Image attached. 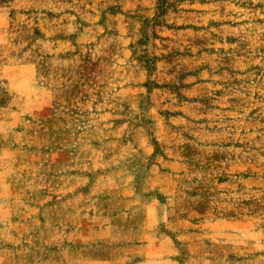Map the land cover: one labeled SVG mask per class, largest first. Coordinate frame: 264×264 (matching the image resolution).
<instances>
[{
	"label": "rangeland",
	"instance_id": "obj_1",
	"mask_svg": "<svg viewBox=\"0 0 264 264\" xmlns=\"http://www.w3.org/2000/svg\"><path fill=\"white\" fill-rule=\"evenodd\" d=\"M9 62L50 107L0 129V264H264V0H0Z\"/></svg>",
	"mask_w": 264,
	"mask_h": 264
},
{
	"label": "crops",
	"instance_id": "obj_2",
	"mask_svg": "<svg viewBox=\"0 0 264 264\" xmlns=\"http://www.w3.org/2000/svg\"><path fill=\"white\" fill-rule=\"evenodd\" d=\"M18 67L21 68H28L26 63L24 62H18V63H7L0 66V79L6 80V82L9 85V89L12 90L15 94L19 95L21 104L17 108H10L8 106L0 107L1 110H8L9 111V117L5 121L0 120V129L3 128H11L12 130L15 129V132H17V129H19V126L23 123L24 120H27L26 117H45L49 113V107L50 103H46V101L41 104V106L37 104V102L33 103L31 100V96L23 93V89L18 84V80L15 79L12 75L8 73V70L6 67ZM46 96V95H45ZM46 99V98H45ZM25 128V127H23ZM20 131V130H19ZM7 184L5 182L0 183V189L2 191V194L6 193ZM7 198H4L3 205H6L8 202L6 200ZM9 204H7L8 207ZM127 222V221H126ZM94 234V233H92ZM124 235L123 237L117 238L116 240H109L105 243L116 244V243H135L137 239V233L130 230L129 232L119 231L118 236ZM95 236V235H94ZM97 236V235H96ZM158 236V237H157ZM145 237V244L141 246L140 250V260L137 262V264H172L170 256L175 255L177 253V249H175V245L171 237H169L166 234H162L161 236L157 235L155 232L147 231V233L144 235ZM113 238V237H112ZM99 241V240H98ZM96 242V241H95ZM115 242V243H113ZM186 246V244H185ZM81 245L74 244L72 246L73 253L75 254V262L76 264H82L83 263V252L81 251ZM101 247L94 246L92 248V253L98 252V250ZM91 264H113L110 261L107 260H95L92 261Z\"/></svg>",
	"mask_w": 264,
	"mask_h": 264
}]
</instances>
